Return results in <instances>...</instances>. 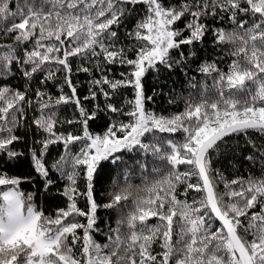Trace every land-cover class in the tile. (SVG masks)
I'll return each instance as SVG.
<instances>
[{
    "label": "snow or ice",
    "instance_id": "6c2138e0",
    "mask_svg": "<svg viewBox=\"0 0 264 264\" xmlns=\"http://www.w3.org/2000/svg\"><path fill=\"white\" fill-rule=\"evenodd\" d=\"M0 264H264V0H0Z\"/></svg>",
    "mask_w": 264,
    "mask_h": 264
}]
</instances>
